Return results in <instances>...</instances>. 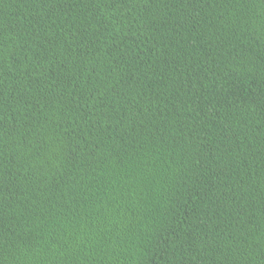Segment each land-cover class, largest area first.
<instances>
[{
    "label": "trees",
    "instance_id": "1",
    "mask_svg": "<svg viewBox=\"0 0 264 264\" xmlns=\"http://www.w3.org/2000/svg\"><path fill=\"white\" fill-rule=\"evenodd\" d=\"M0 264H264V0H0Z\"/></svg>",
    "mask_w": 264,
    "mask_h": 264
}]
</instances>
